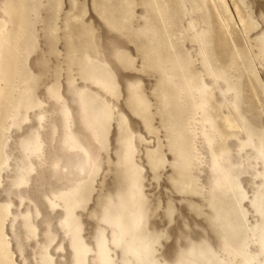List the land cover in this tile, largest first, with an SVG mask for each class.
<instances>
[{
    "label": "rangeland",
    "instance_id": "rangeland-1",
    "mask_svg": "<svg viewBox=\"0 0 264 264\" xmlns=\"http://www.w3.org/2000/svg\"><path fill=\"white\" fill-rule=\"evenodd\" d=\"M0 3V13L3 15H0L2 17L0 18V23L2 25L4 24L3 26H5V38L8 37V39L10 40V42H8L9 40L3 38L5 39V42L0 41V47L2 49V51L0 49V51L2 52H0V66L2 65L1 67L3 68L2 70V68L0 67V74L2 76L3 74L4 76L5 74H7L5 77L3 76L2 81H0V85L2 86H0V142L2 140H6V143L8 144L5 148H3V152L7 151V154L9 155L7 165H1L2 169L0 168V184L4 181V183L0 185V233L8 243V249L10 251V257L13 261V264H45L42 262L43 256L47 257H45L46 260L44 259V261H47L46 263H49V261H51L49 264H55L56 262H58L59 264H97V262L99 264H189V262H191L190 264H192V262L193 264H216L218 260L220 261L217 264H236V262L237 264H247V262L249 264L251 262L253 264H261V262L262 264L264 263V247L256 244V242H254L256 237L251 235V232L257 228L262 220V216L259 212L260 208L255 202V197L261 194L264 198V179L260 173L262 171L263 164L262 161L260 162V160L262 159L260 157V153H258L261 151V148H259L261 146L259 143V137L257 136L261 134L262 130L264 131V0H0ZM5 8L7 10L9 9V11L7 12L11 16H7L8 13L4 16V13L6 12ZM153 8H155L156 10ZM206 9L208 14L205 12ZM22 10L23 12H25L22 13ZM172 10L173 12H171ZM160 11L162 14L160 13ZM19 12H21L23 15H19ZM26 12L27 14L24 15ZM222 12H225L224 16H227L224 17ZM175 13L177 16H175ZM203 13L205 15H203ZM14 14L17 16H15ZM156 14H159V18H157L158 16ZM165 15H167V18L165 17ZM170 15L171 19H174L175 21L169 18ZM200 16L202 17L200 18ZM8 17H11V19H8ZM175 17H178L179 19H175ZM3 18H6V22ZM161 18L164 20L166 18L165 21L170 19L173 24L170 20L169 23H167L168 21L164 23V20L162 21ZM9 20H12L10 21L12 24L9 23ZM16 20L17 23H14L16 22ZM24 20L26 21V23ZM160 21H162V23ZM13 24L15 27H12ZM18 24H20L21 26H19ZM165 24L166 26H164ZM247 24L248 27L246 26ZM172 25L174 26V28ZM9 26L10 28L12 27L11 29L14 28V31L12 30V36H9L12 32L9 31ZM193 27L194 29H192ZM18 28L21 30V33L23 31L25 32H23L22 36L20 33V39L15 35L19 34V32L14 33L18 30ZM160 29L164 30H161L164 35L159 31ZM8 31L9 33H7ZM13 34L15 38H18L19 45L21 42L25 41V38H23V36H28L26 38V41L21 45V47L24 45V48H21L19 45H17V41L14 42L17 39H14ZM183 34H188L186 38L184 35V38L187 39L186 41L184 40V38L182 39ZM191 34L193 37L191 36ZM247 35L249 39L247 38ZM31 36L33 38H31ZM189 36H191L192 39ZM9 37H12L13 39H10ZM29 37L33 40V42L31 39L29 40ZM201 39L204 41H201ZM191 40H193L195 44L192 43L193 41ZM11 41L14 42V45L11 44ZM30 41L31 43H33V47H31L32 44H30ZM8 43L13 47L10 45V49H8ZM178 43H180V46L178 45ZM171 44L173 47L171 46ZM16 45L19 49H22L24 51H21L20 53ZM197 45H199V47L201 45V47L199 48ZM27 46L29 47L26 48ZM174 46L176 50L177 48L179 50L181 49L180 52L179 50L176 51ZM3 48H7V50L5 51ZM169 48H172L173 52H171ZM247 48L249 50H247ZM26 49H28V51ZM200 49H202L201 51L204 53V55L203 53H201V51H199ZM243 49L246 51H244ZM12 50L13 52H16V54L13 52L11 54L10 52ZM29 50L31 52L28 54ZM167 50L171 53L169 54ZM182 50H185V52H182ZM232 50L234 51L232 52ZM243 51L244 56L246 55L245 58H247V60H244ZM23 52H26L27 55ZM239 52L242 53L241 56ZM247 52H250L251 54ZM261 52L263 55L261 54ZM3 53L6 55H4ZM181 53L183 54L181 55ZM7 54L15 62V64L18 60L17 63L20 64V66L18 64H16V66L14 62L9 59ZM14 54L15 58L12 56ZM18 55L19 58H17ZM175 55H177V57ZM230 55L232 58L229 57ZM233 55H239L240 60L237 56L233 58ZM2 56H5L4 58L7 59V62L9 59V62L7 63L5 61H2L4 59ZM164 56H167V60L165 61ZM168 56L170 57L168 58ZM173 56L174 58H176V61H174L175 59H173ZM178 57L180 60L177 61ZM184 58L185 61H181V59L184 60ZM248 58H250L252 62L250 59L249 61ZM233 59H236L235 61L238 64L237 66H234L236 67L237 71L234 70V67L230 70L231 61ZM241 59L244 60L243 62L245 65L239 64L243 63ZM188 60H190L189 63L187 62ZM229 60L230 63L228 64ZM246 61H249L250 63ZM4 62L5 64H8V68L6 67V65L3 67V64L1 63ZM166 62H170L169 64H167L171 67L168 66L167 68ZM205 63L206 65L208 64L209 67L203 65ZM179 64L181 66L187 64L189 65V69L191 74L193 75V79L187 82H189L191 86L195 84L193 90L196 87H200L201 85H203L207 90H215V97L218 99V102L216 103L215 107L209 104L205 105L204 110H206V112L208 111L207 113L204 112V110L203 112L200 110L196 112L195 110L197 109H195L196 107L191 104L192 102L190 101V98L187 99L186 97V101L185 98L183 100L184 103L187 102V106L181 101L178 102V100L176 99V96L178 97V93L180 94L183 90L187 91L189 89L185 77L179 75L180 73H183L182 71H185L178 66ZM226 64L227 66H224ZM219 65L223 66L220 67ZM247 65L251 66V68ZM18 66L21 69H18ZM215 66H217L218 68H223L224 71L227 72H225L224 74L225 76L227 75V80L215 76L217 72L214 71L216 70ZM10 67L12 68L9 69ZM176 68L178 70L176 71L178 74L174 72ZM210 68L213 69V72L212 69L210 71ZM170 69H173L171 70L173 71V73L169 71ZM18 70L21 71L18 72ZM206 71L208 73H206ZM8 75L9 78L7 79ZM173 75L175 76V78L173 77ZM177 75L180 77H178ZM168 77H170V82H167L165 79ZM214 77L216 82L213 81L214 79H211ZM100 78H102L103 80L102 83L100 82ZM201 78L204 83H206V86L203 84ZM93 79H95V81L97 80L98 84L100 82V86L102 85L101 88L104 89H99L98 84ZM220 79L222 80L220 81ZM5 80H7L8 83ZM93 81L95 83H93ZM103 83H108L109 86L108 84ZM94 84L97 85L95 86ZM106 86L108 87V89L110 87V90L105 88ZM173 86L176 87L173 89ZM186 86H188V88ZM177 88L182 91L178 89L179 91L177 92V94H175ZM171 91H174V94H172ZM164 92L165 94H163ZM185 92L183 94H185ZM229 93H231L230 95L233 96L231 97ZM59 94L61 97H59ZM77 94H80L81 97L79 95L78 97ZM161 94L165 95L164 98ZM239 94L241 95L239 96ZM173 95H176L175 98ZM52 98L53 100H51ZM59 98L63 100L61 101V99ZM78 98H81V101H79ZM55 99L57 100L54 101ZM187 100L190 102H188ZM57 101H59L60 103ZM56 102L59 104V107L61 104L60 108L58 107V104H56ZM61 102H63L64 104ZM54 103L57 107L54 105ZM180 103H182L183 105ZM233 103H235V105ZM39 104L42 106H40ZM188 104L189 108L190 105H192L191 107L194 108L193 110L192 108L188 109L190 113L187 110ZM63 105H65L64 108H67L64 109ZM180 105L183 110L180 109ZM52 106L54 109L52 108ZM36 107H38V109ZM40 107H43L44 110L42 108L41 109L44 113L45 111H47V114L45 113L46 115H44ZM48 108L49 110H47ZM61 108H63V110H61ZM36 109L38 111L40 110L43 116H40L39 113L41 112L36 111ZM52 109L54 111H58L54 112ZM178 109L182 111V114L184 113L185 116L183 115V117H189V113L190 117L194 118L196 120V123L198 122V124H214V126L216 127L215 130L220 132L223 137L225 136V147H223V149H221L222 144L219 139L212 138L214 139V141H212L211 139L212 143L210 141L208 145L207 140L204 139L203 136H197L196 141L199 143L196 142L197 144L195 153H197V157L199 156V161L203 164V166L200 163L198 167H195L194 169L193 167H191V169L190 166L186 163L188 162V154L184 149L188 148V140L186 139L187 135L183 130L184 127H181L184 126L185 122L187 120H190L191 118L185 119L181 117L182 114L178 111ZM67 110H69V115L66 112ZM48 111H51L50 116L48 114ZM191 111H195L196 114L194 112L191 113ZM201 112L202 116L200 114ZM27 113L29 114L27 115ZM35 113H38V116L41 118V120L39 121L40 124L38 123V121H36L40 118L36 116ZM198 113L200 116L198 115ZM63 114H65L63 116L65 121L62 120ZM192 114L194 116H198L194 117ZM203 114H205L206 116ZM58 115H61L59 118L61 119V121H57L59 117ZM84 115L87 116L88 119ZM207 115L209 118L207 117ZM45 116L46 119H44ZM27 117L29 119H27ZM37 117L39 119L34 120V118ZM42 117L44 118L42 119ZM54 117L57 119H55ZM170 117L172 120L170 119ZM211 117L213 121L212 119L210 120ZM47 118L49 119L47 120ZM83 118L87 121H85L86 123H90V127L88 126L89 123L86 124ZM224 118H228L232 123L243 126V128H240L239 130L238 137L234 138L233 135L224 134L222 132V130H225L224 128H222ZM21 119L24 120V122H22ZM67 119L74 120L72 122L73 124H70L71 120L68 121ZM49 120H53L54 122H50ZM63 121L65 123L64 126L62 125V128L65 129V124H69L68 127V124H66V131L64 129L62 131L60 129L61 127H59L61 126V124H63ZM12 122L13 124H11ZM58 122H60V124ZM50 123L51 125H49ZM53 124H56L60 130L55 127L56 125L54 126ZM84 124L86 127L83 126ZM38 125L41 126L40 129L38 128ZM48 125L49 129L48 127H46ZM10 126L12 127L11 129ZM50 126L52 128H55L52 130ZM72 126H74V128ZM70 127L71 130H69ZM82 127H84L85 129H82ZM246 127L252 128V130L246 129ZM86 128H89V130L90 128L92 129L88 132ZM67 129L68 131H71L70 133L72 134V136H74V138L71 136V134L68 135L69 132L67 131ZM72 129H77L76 133H74ZM80 129H82L83 131H80ZM253 129L256 130L255 132H257L258 134L254 133ZM207 130L210 132L212 129L210 128L209 130V128H207ZM47 131L51 133L53 131L54 136L58 139L52 137L53 135ZM59 131L61 132L59 133ZM91 131L95 132V136H92L93 133ZM63 132L64 134H62ZM77 132L81 134L78 135ZM209 132L208 134H210ZM249 133H251L249 135L250 137L248 136ZM35 134L38 135V138ZM56 134L61 135H59L58 137ZM65 134L68 137L71 136L72 138L70 137L68 139ZM83 134H86L87 137L89 135V138H85L86 135L84 136ZM253 134H255V136ZM39 135H41V137ZM62 135H65L67 139L64 138L65 136L62 137ZM82 135L84 136L83 138H85L84 140L82 138ZM48 136L52 139L50 140L51 142L48 140ZM76 136L78 142L75 141ZM35 137L37 138V141H39V139L41 138L40 141L42 143L40 141L37 143L38 148H41V150H38L40 151V153L38 154V151L36 152L38 157H41L38 158L36 157V154H31V159L30 157L29 159H27L22 155V153L24 154L23 149L27 147L28 144L33 142L35 143ZM44 137L45 139H42ZM10 138H12L13 140H11ZM19 138L23 140L20 141ZM46 138L50 144H48ZM94 138L96 139L95 142H98L97 144L93 142ZM248 138H250L252 141L250 145L248 143ZM255 138L257 141L255 140ZM33 139H35V141ZM71 139H74V141L72 140V143L77 142L74 143V147L76 149L74 147H71L73 145L72 143L70 144ZM87 139H90L89 144L93 139V144L91 145H93L94 147L87 145ZM7 140H9L10 142ZM43 140L45 141L43 142ZM69 140L70 142H68ZM80 140L83 142H81ZM183 140H185L186 142ZM23 141L25 142V144L23 143L24 145L21 143ZM56 141L59 143H57ZM55 142L60 146H57ZM60 142L64 145L60 144ZM79 142L83 145L80 144V146ZM256 142L258 143V145L256 144ZM19 143L21 145H19ZM41 144L42 146H40ZM244 144L246 146H244ZM54 145L55 148L53 147ZM51 146L52 148H50ZM19 147L22 148V151L20 150V152L18 153ZM42 147L45 149H43ZM58 147H61L62 149L60 148L61 150H59ZM126 147L131 149H128ZM236 147L238 148V150ZM72 148L75 149V151H71L70 149ZM88 148H92V150ZM93 148H96V151ZM199 148H201V150ZM52 149H54L55 152L59 150L60 154L58 151V153H55ZM64 149H66V155H68V152L69 154H74L78 150L76 152L77 154L75 153L76 157L75 154L74 156L71 155V157L69 155L66 156L65 152L63 151ZM86 149L90 151L88 152V150ZM231 149L233 150L231 151ZM210 150L213 151H211V156L209 153ZM42 151H45L43 154L44 157L43 155H41ZM91 151H95L96 154H93ZM237 151H239V154L241 156L240 160L250 158L249 160H251L254 164L253 171L256 176L243 172H239L237 174L235 173V180L238 182V191L241 196H239L238 208L241 209L244 213L245 219L243 218V223L247 229L248 235L246 237L248 238L247 240L246 238L245 240H243L242 238L240 239V236H238L236 241L237 236L233 238L234 236L230 235V232L222 224V220L220 218L218 210H216L218 214L215 211L214 207H216L217 205L216 203H213L214 198L220 193L223 186L218 187V185H216L217 183L214 180L217 181V174L215 172H212V170L208 166V163L211 159L217 158L220 155H223L220 156L219 159L224 163L225 160L228 161V157H231ZM129 152L130 154H128ZM199 152H201V154ZM62 153H64V155ZM213 153L216 156L212 155ZM246 153H248L247 156ZM13 154L16 158L13 157ZM89 155L90 158H88ZM10 156L13 158H11ZM59 156L61 157V159H59ZM92 156L94 159L92 158ZM258 156L260 157V159ZM53 157L55 158V161L57 160L56 162L52 160ZM62 157H64V159H62ZM21 158L25 159L26 162L23 163L24 160ZM95 158H97V161L95 160ZM202 158L203 160H201ZM208 158L210 159L208 160ZM42 159H45L44 161L46 163L44 161L42 162ZM61 160L63 162L62 164ZM207 160L208 162H206ZM53 161L54 163H52ZM40 162L43 165H41ZM41 166L44 170L40 168ZM52 166H54L53 172ZM21 167L22 170H20ZM29 167L31 170L28 169ZM58 168L59 170L60 168H62L61 171H59ZM8 169L10 171L14 170L15 172L11 171V174L10 171L8 172ZM24 169L26 171H24ZM40 169L41 171H39ZM202 169L205 173L202 171ZM57 170L60 172L59 174ZM71 170H76V172L72 171V174ZM66 172H68L70 176H73L75 173L77 174V176L81 175V178H76V176L74 175L73 178H75L73 179L72 177H69ZM18 174H20V176ZM57 174L60 175V178L63 177L60 180L61 182L58 180L60 178L56 179L54 177H58ZM195 174L198 175L199 179L196 178L197 175ZM4 175H6L7 177H5ZM50 175L52 177H50ZM14 177L16 178L14 179ZM20 177L25 182L22 180V182L20 183L17 182L20 181ZM250 177L251 180H248V178ZM186 178L190 179L187 180ZM195 178L196 180H194ZM63 179L65 180V182H67L66 180L69 179V182L66 184ZM72 181H76V184H74V182ZM187 182H189V184ZM39 184H41V186H39ZM13 185H15L16 187ZM17 186L21 188V190L18 188L20 191L17 189ZM189 187L190 190H188ZM24 188L25 190H23ZM39 189L43 192L39 191ZM187 190L190 192H188ZM210 191L212 192V194H216V196L214 195V198ZM39 192L40 195L38 194ZM50 197L52 199L54 198L53 200L56 203L58 202V206L54 201H52ZM211 197L213 200L211 199ZM76 198L79 199V201H77ZM50 199L57 207H55L52 203H49ZM139 199L141 201H139ZM207 199L208 201L211 199V204H209L210 201L208 202ZM20 200H22L21 205ZM62 204L64 206H61ZM127 204L130 205L127 206ZM213 204L216 206H214ZM134 206H136L138 210H136V207L134 209ZM48 207H50V209ZM35 208L38 209L37 212ZM51 208L53 209V212L51 211ZM139 209L141 213H139L140 218L138 215ZM28 210L29 212H27ZM61 210L63 211L61 212ZM141 210L143 211V213L141 212ZM212 210L215 212H213ZM57 212L59 213V215H56ZM19 213L23 214L21 215L22 217ZM63 213H65V223H63L65 220L63 219V221L61 219L63 218ZM122 213L126 215L124 216L122 215ZM213 213L216 216H214ZM34 216L37 219H34ZM56 216L57 218L60 217V219H57ZM126 216H128V218ZM211 216L214 217V219ZM119 219L123 220V223H121L122 221L118 222ZM26 220H28L29 222H26ZM30 222L32 223V225ZM27 223L28 226H32L28 227V230L26 229ZM143 223L146 224L144 225ZM33 224H36V226ZM59 224H62L63 226H59ZM24 225L26 227H24ZM66 225H68V228L65 227ZM33 226H35V228L37 227V231H35L36 234L33 232L35 236L37 235L36 237L34 236V234L31 235L32 232H30V228H33L32 231L35 230ZM65 228L67 229L65 230ZM61 229L65 231V233L63 232L65 235H61L62 232L60 231L59 233L57 232V230ZM131 230H133V232H131ZM68 231H70V234L67 233ZM144 231L145 233H143ZM28 232H30L31 236ZM49 232L50 234H48ZM52 232L55 234L57 233L55 235L56 237L52 238L54 241H52L51 239V237L54 236ZM122 233L123 235H120ZM58 234H60L61 236H59ZM67 234L70 235H68L69 238L67 237ZM132 234H134V236ZM49 235L52 236L49 237ZM227 235H229V238L227 237ZM46 236L48 239L45 238ZM138 236H140V238H138ZM44 238L47 242L49 239H51V242L50 240L48 242L52 243L51 247L50 244L47 243L50 248H46V246H44L45 243H43L42 241L44 240ZM71 238L73 239V241L69 240ZM232 238L235 240L234 242L233 240H230ZM118 239L120 242L118 241ZM145 239L148 241V243ZM229 240L232 245L227 244ZM40 241L41 244L43 243V248L39 243ZM69 242L71 244H69ZM130 242H132L133 244L132 248L131 245H128ZM144 242L147 243L145 244V247ZM140 243L142 245L138 246ZM236 243H238V245ZM248 243L250 247L248 246ZM56 244H59L60 247L59 245L57 247ZM127 246L130 247L128 248ZM133 246H136V249ZM228 246H230V249H228ZM232 246L233 248L240 247L239 249H242V253L244 256L249 257V254L251 256L254 255L253 257H255L257 260L253 259L251 261L245 262L241 260L243 259L241 254L237 255L239 257L235 256L237 258H232L228 254L229 252L235 250L232 249ZM58 248H60V250H58ZM54 250L56 252H53ZM244 250L246 252H244ZM191 252L195 253L192 254ZM248 252H252V254L249 253L247 255L246 253ZM40 253H43L44 255H41ZM202 254H204V256H202ZM34 255L36 257H34ZM39 255L41 256L39 257ZM211 256H213V258ZM38 257V260L41 261V263L37 260ZM51 258L54 261L50 260ZM148 259H151L153 262ZM189 259L192 260L189 261ZM204 259H207L205 260L206 263L204 262ZM211 259L215 260L216 263H213V260ZM233 259L235 262L233 261ZM110 261H112L113 263ZM197 261H199V263Z\"/></svg>",
    "mask_w": 264,
    "mask_h": 264
},
{
    "label": "bare ground",
    "instance_id": "bare-ground-1",
    "mask_svg": "<svg viewBox=\"0 0 264 264\" xmlns=\"http://www.w3.org/2000/svg\"><path fill=\"white\" fill-rule=\"evenodd\" d=\"M6 1H7V0H6ZM163 1H164V0H163ZM186 1H187V0H186ZM191 1H192V0H191ZM214 1H215V0H214ZM233 1H234V0H233ZM168 3H169V2H168ZM183 3H184V2H183ZM194 3H195V2H194ZM201 3H202V2H201ZM203 3H204V2H203ZM218 3H219V2H218ZM0 4H1V3H0ZM38 5H39V4H38ZM196 5H197V3H196ZM153 6H154V5H153ZM199 6H200V5H199ZM155 7H156V6H155ZM168 7H169V6H168ZM196 7H197V6H196ZM196 7H195V8H196ZM215 7H216V6H215ZM170 8H172V7H170ZM185 8H186V6H185ZM5 9H6V8H5ZM5 9H4V10H5ZM24 9H25V8H24ZM153 9H155V8H153ZM153 9H152V10H153ZM201 9H202V8H201ZM201 9H200V10H201ZM213 9H214V8H213ZM2 10H3V9H2ZM155 10H156V9H155ZM155 10H154V11H155ZM169 10H170V9H169ZM184 10H187V9H184ZM216 10H217V9H216ZM7 11H9V9H8V10L6 9V12L4 13V16L7 15V13H8ZM154 11H153V13H154ZM223 11H224V10H223ZM263 11H264V10H263ZM263 11H262V12H263ZM24 12H25V11H24ZM24 12H23V10H22V13H24ZM155 12H156V11H155ZM169 12H170V11H169ZM171 12H173V10H172ZM202 12H203V11H202ZM205 12L207 13V9H206ZM218 12H219V11H218ZM19 13H20V14H19ZM19 13H16V14L23 15L21 12H19ZM160 13H161V11H160ZM176 13H177V12H176ZM176 13H175V16H177ZM200 13H201V11H200ZM224 13H225V12H224ZM224 13L222 12L223 16H224ZM260 13H261V12H260ZM26 14H27V12H26L24 15H26ZM161 14H162V13H161ZM173 14H174V13H173ZM207 14H208V13H207ZM0 15L3 16L1 13H0ZM9 15H10V14L8 13L7 16H9ZM14 15H15V14H14ZM154 15H155V14H154ZM154 15H153V16H154ZM156 15H157V14H156ZM178 15H179V14H178ZM199 15H201V14H199ZM203 15H205V14L203 13ZM203 15H202V16H203ZM216 15H217V14H216ZM1 16H0V18H2ZM10 16H11V15H10ZM15 16H17V15H15ZM27 16H28V15H27ZM157 16H158L157 18H159V14H158ZM160 16H161V15H160ZM163 16H164V15H163ZM163 16H162V17H163ZM166 16H167V15H165V17H166ZM173 16H174V15H173ZM202 16H200V18H201ZM226 16H227V15H226ZM226 16H224V17H226ZM20 17H21V16H20ZM168 17H169V16H168ZM205 17H206V16H205ZM219 17H220V16H219ZM249 17H250V16H249ZM17 18H18V17H17ZM22 18H23V16H22ZM28 18H29V17H28ZM155 18H156V17H155ZM166 18H167V17H166ZM166 18H165V20H166ZM169 18L171 19V15H170ZM169 18H168V19H169ZM176 18H178V17H175V19H176ZM179 18H180V16H179ZM179 18H178V19H179ZM198 18H199V17H198ZM3 19L5 20L6 18H3ZM3 19H2V22H3ZM8 19H11V17H8ZM18 19H19V18H18ZM24 19H26V18H24ZM161 19H162V18H161ZM170 19H169V20H170ZM221 19H222V18H221ZM0 20H1V19H0ZM12 20H13V19H12ZM12 20H9V23H11L10 21H12ZM159 20H160V19H159ZM163 20H164V19H162V21H163ZM165 20H164V23H166L167 21H168L167 23H169V20H167V21H165ZM171 20H174V19H171ZM171 20H170V21H171ZM240 20H241V19H240ZM24 21H25V20H24ZM162 21H160V22L162 23ZM174 21H175V20H174ZM193 21H194V20H193ZM222 21H223V20H222ZM241 21H242V20H241ZM0 22H1V21H0ZM5 22H6V20H5ZM103 22H104V21H103ZM176 22H177V21H176ZM190 22H191V21H190ZM226 22H227V20H226ZM244 22H245V21H244ZM7 23H8V22H7ZM9 23H8V24H9ZM14 23H17V20H16V22H14ZM25 23H26V21H25ZM171 23H172V21H171ZM197 23H198V22H197ZM223 23H224V22H223ZM246 23H247V22H246ZM0 24H1V23H0ZM11 24H12V23H11ZM11 24H10V25H11ZM172 24H173V23H172ZM194 24H195V22H194ZM204 24H205V23H204ZM3 25H4V24H3ZM3 25H2V24L0 25V41L5 42V39H7V40H9V39H8V37L5 38V34H6V33L4 32V30H5V26H3ZM18 25L21 26L20 24H18ZM177 25H179V24H177ZM192 25H193V24H192ZM243 25H245V24H243ZM6 26H7V24H6ZM13 26H14V24L12 25V27H13ZM27 26H28V24H27ZM162 26H163V24H162ZM164 26H166V24H165ZM172 26H173V25H172ZM196 26H197V24H196ZM246 26L248 27V24H247ZM12 27H11V28H12ZM14 27H15V26H14ZM178 27H179V26H178ZM220 27H221V26H220ZM225 27H228V26H225ZM11 28H10V26L8 27V29H10L9 31H12V30L14 31V28H13V29H11ZM24 28H25V27H24ZM173 28H174V26H173ZM197 28H198V27H197ZM223 28H224V27H223ZM245 28H246V27H245ZM249 28H250V25H249ZM26 29H27V27H26ZM169 29H170V28H169ZM180 29H181V28H180ZM189 29H190V27H189ZM192 29H194V27H193ZM225 29H226V28H225ZM23 30H24V29H23ZM161 30L164 31L163 29H160L159 31L161 32ZM248 30H249V29H248ZM6 31H7V30H6ZM9 31H8L7 33H9ZM13 31L10 33L9 36H12ZM20 31H21V30L18 28V30L14 32V33L19 32V34H15L16 37H17V36L19 37V35H20V33H21ZM168 31H169V30H168ZM179 31H180V30H179ZM179 31H178V32H179ZM189 31H191V30H189ZM201 31H202V30H201ZM201 31H199V32H201ZM203 31H204V30H203ZM244 31H245V30H244ZM23 32H24V31H23ZM23 32L21 33V36L23 35ZM224 32H225V31H224ZM226 32H227V31H226ZM24 33H25V32H24ZM31 33H32V31H31ZM161 33H162V32H161ZM161 33H160V34H161ZM189 33H190V32H189ZM193 33H194V32H193ZM227 33H228V32H227ZM26 34H27V32H26ZM162 34L164 35V33H162ZM177 34H178V33H177ZM246 34H247V33H246ZM31 35H32V34H31ZM184 35H185V38H186L188 34H187V35H186V34H183V35H182V36H183L182 39L184 38ZM200 35H201V34H200ZM202 35H203V34H202ZM13 36H14V34H13ZM171 36H172V35H171ZM179 36H180V35H179ZM191 36H192V34H191ZM191 36H189V37L191 38ZM196 36H197V35H196ZM198 36H199V35H198ZM27 37H28V36H27ZM27 37H24V36H23V38H25V41H26V38H27ZM192 37H193V36H192ZM200 37H201V36H200ZM206 37H207V36H206ZM3 38H5V39H3ZM9 38L11 39L12 37H9ZM20 38H21V37H19V39H20ZM31 38H33V37L31 36ZM31 38L29 37V40H30ZM163 38H164V37H163ZM179 38H180V37H179ZM185 38H184V40L186 41L187 39H185ZM202 38H203V37H202ZM247 38H248V35H247ZM2 39H3V40H2ZM12 39H13V38H12ZM14 39H17V40H15L14 42L17 41L16 44L19 45V44H18V43H19L18 38H15V36H14ZM104 39H105V38H104ZM176 39H177V38H176ZM188 39H189V38H188ZM191 39H192V38H191ZM194 39H195V38H194ZM248 39H249V38H248ZM23 40H24V39H23ZM23 40H22V41H23ZM29 40H28V41H29ZM31 40H32V39H31ZM168 40H169V39H168ZM206 40H207V39H206ZM20 41H21V40H20ZM25 41H24V42H25ZM169 41H170V40H169ZM177 41H178V40H177ZM177 41H176V42H177ZM191 41H193V40H191ZM191 41H190V42H191ZM195 41H196V40H195ZM201 41H204V40L201 39ZM201 41H200V42H201ZM8 42H10V40H9ZM11 42H12V41H11ZM14 42H12L11 44H13ZM24 42H21L19 46L21 47L22 43H24ZM32 42H33V40H32ZM179 42H180V40H179ZM6 43H7V41H6ZM28 43H29V42H28ZM28 43H26V44H28ZM181 43H182V41H181ZM192 43H194V41H193ZM204 43H205V42H204ZM0 44H1V42H0ZM11 44L8 43V45H9V46H8V47H9L8 49H10V45H11ZM26 44H25V45H26ZM30 44H32L31 47H33V43H31V41H30ZM194 44H195V43H194ZM6 45H7V44H6ZM13 45H14V44H13ZM17 45H16V47H17ZM176 45H177V44H176ZM178 45L180 46V43H178ZM208 45H209V44H208ZM260 45H261V44H260ZM0 46H1V45H0ZM11 46H12V45H11ZM23 46H24V45H23ZM23 46H22L21 48H24V47H25V46H24V47H23ZM29 46H30V45H29ZM29 46H27L26 48H28ZM171 46H172V44H171ZM197 46L199 47V45H197ZM261 46H262V45H261ZM3 47H4V46H3ZM12 47H13V46H12ZM31 47H30V48H31ZM172 47H173V46H172ZM200 47H201V45H200ZM200 47H199V48H200ZM30 48H29V49H30ZM174 48H175V46H174ZM179 48H180V47H179ZM233 48H234V47H233ZM236 48H237V47H236ZM248 48H249V47H248ZM248 48H247V50L250 49V48H249V49H248ZM0 49H1V47H0ZM3 49H4V48H3ZM11 49H14V48H11ZM17 49H18V51H20V53H21V51H24V50H22V49H19L18 47H17ZM169 49H170V48H169ZM181 49H182V45H181ZM181 49H180V50H181ZM258 49H259V46H258ZM262 49H263V48H262ZM4 50L6 51L7 48L4 49ZM4 50H3V51H4ZM26 50L28 51V49H26ZM31 50H32V49H31ZM170 50H171V52H173L172 48H171ZM175 50H176V48H175ZM178 50H179V49L177 48L176 51H178ZM180 50H179V52H180ZM201 50H202V49H200L199 51H201ZM203 50H204V49H203ZM234 50H236V49H234ZM234 50H232V52H233ZM243 50H244V49H243ZM1 51H2V49H1ZM1 51H0V52H1ZM18 51H17V52H18ZM167 51H168V50H167ZM237 51H238V50H237ZM244 51H246V50H244ZM244 51H243V56H244ZM9 52H10V51H9ZM12 52H13V50H12L10 53L12 54ZM30 52H31V51L29 50L28 54H29ZM168 52H169V51H168ZM171 52H169V54H170ZM179 52H178V54H179ZM182 52H185V50H182ZM235 52H236V51H235ZM1 53H2V52H1ZM1 53H0V55H1ZM4 53H5V52H4ZM4 53H3V54H4ZM10 53H9V54H10ZM13 53L16 54V52H13ZM18 53H19V52H18ZM20 53H19V54H20ZM23 53H24V52H23ZM25 53H26V52H25ZM25 53H24V54H25ZM165 53H167V52H165ZM176 53H177V52H176ZM199 53H200V52H199ZM201 53H203V52L201 51ZM239 53H240V56H241L242 53H241V52H239ZM247 53L251 54L250 52H247ZM258 53H259V52H258ZM15 54L12 55V56L14 57ZM169 54H168V55H169ZM182 54H183V53H181V55H182ZM231 54H232V53H231ZM261 54H262V52H261ZM261 54H260V55H261ZM263 54H264V50H263ZM263 54H262V55H263ZM4 55H6V54H4ZM7 55H8V54H7ZM22 55H23V54H22ZM26 55H27V53H26ZM163 55H164V54H163ZM163 55H162V56H163ZM165 55H166V54H165ZM185 55H186V54H185ZM188 55H189V54H188ZM200 55H201V54H200ZM203 55H204V53H203ZM20 56H21V55H20ZM23 56H24V55H23ZM170 56H171V55H170ZM170 56H168V58H169ZM175 56L177 57V55H175ZM186 56H187V55H186ZM235 56H237V55H235ZM235 56L233 55V58H234ZM240 56H239V55L237 56V57L239 58V60H240ZM248 56H249V55H248ZM2 57H3V56H2ZM4 57H5V56H4ZM4 57H3V58H4ZM8 57H9V55H8ZM13 57H12V58H13ZM21 57H22V56H21ZM164 57H165V56H164ZM164 57H163V58H164ZM166 57H167V56H166ZM166 57H165V58H166ZM179 57H183V56H179ZM179 57H178L177 61L180 60ZM229 57H231V55H230ZM245 57H246V55L244 56V60H245V59L247 60V58H245ZM3 58H2V59H3ZM14 58H15V57H14ZM17 58H19V55H18ZM23 58H24V57H23ZM26 58H28V57H26ZM165 58H164V61L167 60V58H166V59H165ZM200 58H202V57H200ZM231 58H232V57H231ZM4 59H5V60H4ZM4 59H3L2 61L7 62V61H6L7 59H6V58H4ZM9 59H11V58L9 57ZM9 59H8V62H9ZM21 59H22V58H21ZM173 59H175L174 61H176V58H174V56H173ZM229 59H230V58H229ZM249 59H250V58H248V60H249ZM0 60H1V58H0ZM14 60H15V59H14ZM22 60H23V59H22ZM22 60H21V62H22ZM24 60H25V59H24ZM27 60H28V59H27ZM186 60H187V59H186ZM207 60H208V59H207ZM211 60H212V59H211ZM235 60H236V59H233V60L231 61V66L229 65V66H230V70H231L234 66H237V65H238L237 62H236ZM239 60H238V61H239ZM241 60H242V62L244 61L243 59H241ZM250 60H251V59H250ZM250 60H249V61H250ZM11 61H13V60L11 59ZM11 61H10V62H11ZM15 61H16V60H15ZM17 61H18V60H17ZM17 61H16V64H18ZM171 61H172V60H171ZM171 61H170V62H171ZM174 61H173V62H174ZM181 61H185V58H184V60L181 59ZM249 61H246V62H249ZM5 62H4V63H1V64H3V67H4L5 65H6V67L8 66V64H7L8 62H7L6 64H5ZM13 62H14V61H13ZM170 62H166V65H167V66H166L165 64H164V65L168 68V66H170V65H168ZM173 62H172V63H173ZM179 62H180V61H179ZM187 62L189 63L190 60H188ZM216 62H217V61H216ZM251 62H252V60H251ZM11 63H12V62H11ZM19 63H20V62H19ZM85 63H86V62H85ZM167 63H168V64H167ZM229 63H230V60L228 61V64H229ZM249 63H250V62H249ZM249 63H247V64H249ZM9 64H10V63H9ZM12 64H13V63H12ZM14 64H15V62H14ZM16 64H15V65H16ZM27 64H28V63H27ZM27 64H26V65H27ZM239 64H241V65H245L244 62H243V63H239ZM18 65L20 66V64H18ZM153 65H154V64H153ZM156 65H157V64H156ZM203 65H206V63L203 64ZM207 65H208V64H207ZM207 65H206V67H209V65H208V66H207ZM215 65H216V64H215ZM1 66H2V65H1ZM1 66H0V67H1ZM16 66H17V65H16ZM16 66H15V68H16ZM19 66H18V67H19ZM178 66L181 67L182 70H185V71H182V70L180 69L183 73H180L179 75L185 77V79H186V83H188V86H189V89H188L187 91L185 90L186 92H185L184 90H183V91L180 90L179 88H177L176 91L174 90V91L176 92L175 94H177V92H178L179 90L182 91V93H180V94L178 93V97L175 95V96H176V99L178 100V102L181 101L183 104H186V106H187V102L184 103L183 100H184V98H185V101H186V97H187V99L190 98V99H191L190 101L192 102L191 104H193V105L196 107L195 109H197V110H195L196 112H198V110H200V111L203 112V110L205 109L204 106H205V105H208V104H209V105H212L213 107H215V106H216V103L218 102V99L215 97V92H214L215 90H214V91H213V89H212V90H207L203 85H201L200 87H196V88L193 90V88L195 87V86H194L195 84H193V85L191 86L190 83L187 82V81L193 79V78H192L193 75H192L191 72H190L189 65L187 64V65H184V66L182 65V66H181V65L179 64ZM219 66L222 67L223 65H222V66L219 65ZM224 66H227V64L224 65ZM229 66H228V67H229ZM239 66H240V65H239ZM247 66H249V65H247ZM170 67H171V66H170ZM170 67H169V68H170ZM174 67H176V66H174ZM201 67H202V64H201ZM215 67H216V70H214V71H217L215 76L218 77V78H223L224 80H227V75H226V76L224 75L226 71H224L223 68H218L217 66H215ZM249 67L251 68V66H249ZM249 67H248V69H249ZM1 68H2V67H1ZM1 68H0V69H1ZM7 68H8V67H7ZM7 68H6V70H7ZM11 68H12V67H10L9 69H11ZM13 68H14V67H13ZM163 68H164V66H163ZM18 69H21V68L19 67ZM23 69H24V68H23ZM173 69H174V68H173ZM173 69H170L169 71H171V70H173ZM211 69H212V68H210V71H211ZM228 69H229V68H228ZM2 70H3V68H2ZM204 70H205V68H204ZM234 70H236V67H234ZM250 70H251V69H250ZM4 71H5V70H4ZM19 71H21V70H18V72H19ZM176 71H178L177 68H176V70H175L174 72H176ZM181 71H180V72H181ZM236 71H237V70H236ZM8 72H9V70H8ZM99 72H100V71H99ZM171 72L173 73V71H171ZM171 72H170V73H171ZM185 72H186V73H185ZM212 72H213V69H212ZM228 72H229V71H228ZM232 72H233V70H232ZM251 72H252V71H251ZM3 73H4V72H3ZM3 73H2V74H3ZM5 73H6V72H5ZM10 73H11V72H10ZM12 73H14V72H12ZM176 73H177V72H176ZM202 73H203V72H202ZM206 73H208V72L206 71ZM226 73H227V72H226ZM8 74H9V73H8ZM108 74H109V73H108ZM177 74H178V73H177ZM214 74H215V72H214ZM214 74H213V76H214ZM6 75H7V74H5V76H6ZM116 75H117V74H116ZM166 75H168V74H166ZM174 75H175V74H174ZM174 75H173V77L175 78L176 75H175V76H174ZM228 75H229V74H228ZM3 76H4V74H3ZM3 76L0 74V81H2ZM5 76H4V77H5ZM177 76H178V75H177ZM180 76H178V77H180ZM221 76H222V77H221ZM211 77H212V76H211ZM8 78H9V75L7 76V79H8ZM95 78H96V77H95ZM91 79H92V78H91ZM97 79H98V78H97ZM100 79L102 80V78H100ZM165 79H166L167 82H170V77L165 78ZM180 79H181V78H180ZM208 79H209V78H208ZM211 79H212V80L214 79L213 81H215V77H214V78H211ZM211 79H210V81H211ZM93 80L95 81V79H93ZM101 80H100V82L102 83L103 80H102V81H101ZM201 80H202V78H201ZM218 80H219V79H218ZM221 80H222V79H220V81H221ZM5 81H7V80H5ZM43 81H44V80H43ZM94 81H93V83H95V82L97 83V80H96L95 82H94ZM104 81H106V80H104ZM107 81H108V80H107ZM113 81H114V80H113ZM173 81H175V80H173ZM3 82H4V81H3ZM3 82H2V83H3ZM90 82H91V81H90ZM100 82H99V84L97 83L98 86H99V89H104V88H101L102 85L100 86V84H101ZM202 82H203L204 85L206 84V83H204L203 80H202ZM215 82H216V81H215ZM4 83H5V82H4ZM7 83H8V81H7ZM93 83H92V84H93ZM111 83H112V82H111ZM180 83H181V82H180ZM183 83H184V82H183ZM210 83H211V82H210ZM210 83H209V84H210ZM97 84H96V85H97ZM103 84H108V83H103ZM163 84H164V83H163ZM207 84H208V83H207ZM3 85H5V84H3ZM94 85H95V84H94ZM96 85H95V86H96ZM172 85H173V84H172ZM210 85H211V84H210ZM231 85H232V84H231ZM231 85H230V86H231ZM0 86H1V85H0ZM55 86H56V85H55ZM98 86H97V87H98ZM104 86H105V85H104ZM108 86H109V84H108ZM188 86H186V87L188 88ZM205 86H206V85H205ZM208 86H209V85H208ZM211 86H212V85H211ZM234 86H235V85H234ZM1 87H2V86H1ZM57 87H59V86H57ZM163 87H164V86H163ZM175 87H176V86H173V89H174ZM177 87H178V86H177ZM218 87H219V86H218ZM23 88H24V87H23ZM23 88H22V89H23ZM105 88L108 89L107 86H106ZM166 88H167V87H166ZM220 88H221V87H220ZM178 89H179V90H178ZM181 89H182V88H181ZM210 89H211V88H210ZM218 89H219V88H218ZM108 90H110V87H109ZM169 90H170V89H169ZM220 90H221V89H220ZM222 90H223V89H222ZM1 91H2V90H1ZM103 91H104V90H103ZM174 91H173V92H174ZM216 91H217V89H216ZM229 91H230V90H229ZM109 92H110V91H109ZM109 92H108V93H109ZM167 92H168V91H167ZM171 92H172V91H171ZM173 92H172V94H174ZM184 92H185V94H183ZM221 92H222V91H221ZM227 93H228V91H227ZM232 93H233V92H232ZM48 94H49V93H48ZM163 94H165V92H164ZM163 94H161V95H163ZM230 94H231V93H229V95H230ZM41 95H42V94H41ZM78 95L80 96V94H77V96H78ZM92 95H93V94H92ZM240 95H241V94H239V96H240ZM254 95H255V94H254ZM79 96H78V97H79ZM109 96H110V95H109ZM164 96H165V95H163V98H164ZM173 96H174V95H173ZM175 96H174V98H175ZM225 96H226V95H225ZM230 96L232 97L233 95H230ZM51 97H52V96H51ZM59 97H61L60 94H59ZM80 97H81V96H80ZM112 97H113V96H112ZM234 97H235V96H234ZM169 98H170V97H169ZM169 98H168V99H169ZM228 98H229V97H228ZM237 98H238V97H237ZM6 99H7V98H6ZM49 99H50V95H49ZM59 99H61V98H59ZM78 99H79V98H78ZM161 99H162V98H161ZM219 99H220V98H219ZM51 100H53V98H52ZM56 100H57V99H55L54 101H56ZM62 100H63V99H61V101H62ZM105 100H106V99H105ZM162 100H163V99H162ZM169 100H170V99H169ZM225 100H226V98H225ZM257 100H258V99H257ZM5 101H6V100H5ZM77 101H78V100H77ZM79 101H81V98L79 99ZM187 101H188V100H187ZM190 101H188V102H190ZM57 102H59V101H57ZM57 102H56V104H58ZM69 102H70V101H69ZM257 102H258V101H257ZM6 103H7V102H6ZM59 103H60V102H59ZM61 103H63V102H61ZM182 103H180V104H182ZM219 103H220V102H219ZM226 103H227V102H226ZM239 103H240V102H239ZM239 103H238V104H239ZM24 104H25V103H24ZM52 104H53V102H52ZM63 104H64V103H63ZM82 104H83V103H82ZM183 104H182V105H183ZM233 104L235 105V103H233ZM39 105H40V104H39ZM54 105H55V103H54ZM71 105H72V104H71ZM175 105H176V103H175ZM178 105H179V103H178ZM0 106H1V105H0ZM36 106H37V105H36ZM40 106H42V105H40ZM55 106H56V105H55ZM64 106H65V105H63V108H64ZM82 106H83V105H82ZM191 106H192V105H190V108H189V104H188L187 110H188V109H191V108H192V110H193L194 108L191 107ZM56 107H57V106H56ZM58 107H59V104H58ZM60 107H61V104H60ZM60 107H59V108H60ZM179 107H180V109H182V108H181V105H180ZM237 107H238V105H237ZM32 108H33V107H32ZM32 108H31V109H32ZM36 108L38 109V107H36ZM41 108L43 109V107H40V109H41ZM44 108H47V107H44ZM52 108H53V106H52ZM59 108H55V109H59ZM63 108H61V110H63ZM65 108H67V107H65ZM65 108H64V109H65ZM84 108H85V107H84ZM177 108H178V107H177ZM184 108H185V107H184ZM31 109H29V110H31ZM33 109H34V108H33ZM37 109H36V111H38ZM42 109H41V110H42ZM53 109H54V108H53ZM53 109H52V110H53ZM85 109H86V108H85ZM43 110H44V109H43ZM43 110H42V112H43ZM47 110H49V108H48ZM61 110H60V111H61ZM182 110H183V109H182ZM39 111H40V110H39ZM39 111H38V112H39ZM53 111H54V110H53ZM56 111H58V110H56ZM56 111H54V112H56ZM178 111H179L180 113L182 112V111L179 110V109H178ZM188 111H189V110H188ZM188 111H187V112H188ZM195 111H191V113H193V112L195 113ZM40 112H41V111H40ZM42 112L39 113L40 116L42 115ZM50 112H51V111H48L49 116H50V114H51ZM63 112H64V111H63ZM66 112H67L68 115H69V110H67ZM179 112H178V114H179ZM183 112H185V111H183ZM202 112L200 113L201 116H202ZM204 112H206V110H204ZM207 112H208V111H207ZM207 112H206V113H207ZM21 113H22V112H21ZM43 113H44V112H43ZM45 113L47 114V111H45ZM45 113H44V115H46ZM64 113H65V112H64ZM189 113H190V111H189ZM189 113H188V116H189V117H186V118L183 117L184 113H183V114L181 113V114H182L181 117H183V118H185V119H187V118H191L190 115H189ZM16 114H18V113H16ZM28 114H29V113H27V115H28ZM35 114H36V116L39 115L38 113H35ZM52 114H53V113H52ZM57 114H60V113H57ZM57 114H56V115H57ZM186 114H187V113H186ZM195 114H196V113H195ZM30 115H31V114H30ZM56 115H55V116H56ZM64 115H65V114L62 115V118H63ZM192 115H193V114H192ZM198 115H199V113H198ZM198 115H195V116H198ZM203 115H205V114H203ZM21 116H22V115H21ZM32 116H33V115H32ZM36 116H35V117H36ZM42 116H43V115H42ZM53 116H54V115H53ZM58 116H59V115H58ZM60 116H61V115H60ZM60 116L58 117V119L55 118V117H54V118L57 119V121H58V120L61 121V119H59ZM66 116H67V115H66ZM66 116H65V119H66ZM84 116H85V115H84ZM184 116H185V115H184ZM186 116H187V115H186ZM193 116H194V115H193ZM195 116H194V117H195ZM199 116H200V115H199ZM205 116H206V115H205ZM25 117H26V116H25ZM38 117H39V116H38ZM38 117H37V118H34V120L40 118V117H39V118H38ZM70 117H71V116H70ZM70 117H69V118H70ZM85 117H87V116H85ZM203 117H204V116H203ZM207 117H208V115H207ZM9 118H10V116H9ZM20 118H21V117H20ZM30 118H31V117H30ZM43 118H44V117H42V119H43ZM49 118H51V117H49ZM49 118H47V120H48ZM67 118H68V117H67ZM71 118H72V117H71ZM173 118H174V117H173ZM183 118H182V120H183ZM205 118H206V117H205ZM208 118H209V117H208ZM222 118H223V117H222ZM27 119H29V118L27 117ZM44 119H46V116H45ZM52 119H53V117H52ZM55 119H54V120H55ZM85 119H86V118H85ZM87 119H88V117H87ZM164 119H165V118H164ZM170 119H171V117H170ZM180 119H181V118H180ZM193 119H194V118H191L190 120H187V121L185 122L184 126H182L181 128L184 127L183 130H184V132L186 133V135H187L186 139L188 140V141H187V143H188V148H187V149H184V150L187 152V154H188V162H186V161H185V162L190 166V168L193 167V169H194L195 167H198V165L201 163V162L199 161V158H198L199 156L197 157V155H196L197 153H195L196 144L199 143V142L196 141V140H197V136H198V137H199V136H203L204 139L207 140L208 145H209V143H210V141H211L212 138H217V139H219V141H220L221 144H222L221 149H223V147H225V146H224V145H225V138H224L225 136L223 137L222 134H221L220 132H218V131L215 130L216 127L214 126V124H211V125H208V124H207L208 126H207V125H204L203 123L198 124V122L196 123V120H195V119L193 120ZM198 119H199V118H198ZM198 119H197V120H198ZM211 119H212V117L210 118V120H211ZM245 119H246V118H245ZM21 120H22V119H21ZM40 120H41V118H40L39 120H36V121H38V123H39ZM62 120H64V118H63ZM67 120H68V119H67ZM70 120H71V121H70ZM83 120H84V118H83ZM171 120H172V119H171ZM175 120H176V119H175ZM201 120H202V119H201ZM28 121H30V120H28ZM31 121H32V120H31ZM36 121H35V122H36ZM42 121H43V120H42ZM44 121H45V120H44ZM49 121H50V120H49ZM51 121H53V120H51ZM51 121H50V122H51ZM64 121H65V120H64ZM64 121H63V124H61V126H59V127H61L60 129H61L62 131H63V129H64V128H62V127L64 126V123H65ZM68 121L71 122L70 124H73L72 122H73L74 120L69 119ZM68 121H67V122H68ZM85 121H86V120H84V122H85ZM184 121H185V120H184ZM194 121H195V122H194ZM198 121H199V120H198ZM212 121H213V119H212ZM10 122H11V121H10ZM22 122H24V120H22ZM25 122H27V121H25ZM47 122H48V121H47ZM47 122H46V124H47ZM53 122H54V121H53ZM86 122H87V121H86ZM86 122H85V123H86ZM177 122H178V121H177ZM200 122H202V121H200ZM203 122H205V121H203ZM214 122H215V121H214ZM15 123H16V122H15ZM15 123H14V124H15ZM38 123H37V124H38ZM41 123H42V122H41ZM43 123H45V122H43ZM58 123L60 124V122H58ZM88 123H89V122H88ZM88 123H86V124H88ZM175 123H176V122H175ZM11 124H13V122H12ZM31 124H32V123H31ZM39 124H40V123H39ZM66 124H68V123H66ZM66 124H65V129H66ZM24 125H25V124H24ZM49 125H51V123H50ZM49 125L46 126V127H48V129H49ZM53 125L55 126L56 124H53ZM62 125H63V126H62ZM81 125H82V124H81ZM89 125H90V123L88 124V126H89ZM222 125H223L222 128L225 129V130H222V132H223L224 134L233 135L234 138H235V137H238L240 128H243L242 125H238V124L232 123L228 118H224V120H223V124H222ZM54 126H53V127H54ZM68 126H69V124L67 125V127H68ZM74 126H75V125H74ZM74 126H72V127L74 128ZM83 126L86 127L85 124H84ZM91 126H92V125H91ZM180 126H181V125H180ZM24 127H25V126H24ZM40 127H41V126L38 125V128H39V129H40ZM44 127H45V126H44ZM44 127H43V128H44ZM46 127H45V128H46ZM55 127H57V125H56ZM55 127H54V128H55ZM78 127H79V126H78ZM78 127H77V128H78ZM84 127H82V129H83ZM89 127H90V126H89ZM218 127H219V126H218ZM11 128H12V127L10 126V129H11ZM36 128H37V127H36ZM50 128H52V127L50 126ZM54 128H52V130H53ZM57 128H58V127H57ZM181 128H180V129H181ZM207 128H209V130H210V128H211L212 130L209 132V131L207 130ZM4 129H5V128H4ZM18 129H19V128H18ZM41 129H42V128H41ZM58 129H59V128H58ZM58 129H57V130H58ZM60 129H59V130H60ZM65 129H64V130H65ZM68 129H69V128H68ZM68 129H67V131H68ZM78 129H79V128H78ZM82 129H80V131H83ZM84 129H85V128H84ZM86 129H87L88 132H89L92 128H90V130H89V128H86ZM175 129H176V128H175ZM246 129H250V130H252V128H247V127H246ZM42 130H43V129H42ZM45 130H46V129H45ZM69 130H71V127H70ZM72 130L74 131V133H76V130H77V129H76V130L72 129ZM7 131H8V130H7ZM9 131H10V130H9ZM55 131H56V130H55ZM65 131H66V130H65ZM65 131H64V132H65ZM224 131H225V132H224ZM255 131H256V130L253 129V132L256 133V134H258V133L255 132ZM262 131H263V130H262ZM262 131H261V134H259V135H257V136L259 137V141H260L259 143H260V146H261V147H259V148H261V151L258 152V153H260V157H261V159H262V160H260V162L262 161V164H263L262 171H261L260 173H261V176H263V179H264V133H263L264 131H263V132H262ZM47 132H49V131H47ZM60 132H61V131H59V133H60ZM64 132H63L62 134H64ZM68 132H69L68 135H70V134H71V133H70L71 131H68ZM68 132H67V133H68ZM91 132H92V131H91ZM91 132H90V133H91ZM208 132H209L210 134H211V132H212V134L210 135V134H208ZM245 132H246V131H245ZM259 132H260V130H259ZM38 133H39V132H38ZM42 133H43V131H42ZM49 133L53 135V136H52V135H50V136L55 137L54 134H53V131H52V133H51V132H49ZM54 133H55V132H54ZM67 133H66V134H67ZM72 133H73V132H72ZM92 133H93L92 136H95V135H94L95 132H92ZM9 134H10V132H9ZM33 134H34V133H33ZM33 134H32V135H33ZM36 134H37V133H36ZM36 134H35V135H36ZM40 134H41V133H40ZM47 134H48V133H47ZM57 134H58V133H57ZM57 134H56V135H57ZM66 134H65V135H66ZM77 134L80 135L81 133H78V132H77ZM77 134H75V135H77ZM250 134H251V133H249L248 136H249ZM35 135H34V136H35ZM41 135H42V134H41ZM41 135H39V136L41 137ZM59 135H61V134H59ZM59 135H57V136L59 137ZM65 135H64V136H65ZM83 135L85 136L86 134H83ZM83 135H82V138L84 137ZM253 135L255 136V134H253ZM37 136H38V135H36V137H37ZM44 136H45V135H44ZM64 136L62 135V137H64ZM66 136H67V135H66ZM66 136H65L64 138L67 139L68 136H67V137H66ZM71 136H72V134H71ZM71 136H70V137H71ZM20 137H21V136H20ZM36 137H35V138H36ZM40 137H39V138H40ZM42 137H43V136H42ZM48 137H49V136H48ZM70 137H68V139H69ZM72 137L74 138V136H72ZM72 137H71V138H72ZM78 137H80V136H78ZM178 137H179V136H178ZM249 137H250V136H249ZM37 138H38V137H37ZM37 138H36V141H37ZM55 138H57V137H55ZM82 138H81V139H82ZM85 138H89V135H88V137H87V135H86ZM85 138H83V140H84ZM182 138H183V137H182ZM256 138H257V137H256ZM256 138H255V140H256ZM10 139L13 140L12 138H10ZM26 139H27V137H26ZM40 139H41V138H40ZM40 139H39V141H40ZM42 139H45V137L42 138ZM57 139H58V138H57ZM75 139H76L75 141H77V136H76ZM78 139H79V138H78ZM198 139H199V138H198ZM19 140L22 141L23 139H20V138H19ZM24 140H25V139H24ZM30 140H32V139H30ZM33 140L35 141V139H33ZM46 140H47V138H46ZM48 140L50 141V140H52V139L49 137ZM48 140H47V142H48ZM60 140H61V138H60ZM63 140H64V139H63ZM63 140H62V141H63ZM72 140L74 141V139H71V142H70V140H69L68 142H70V144H71V143L73 142ZM89 140H90V139H87V140H86V141H88V144H87V145H89V146H93V145H91V144H93V143H92L93 139L91 140V143H90V144H89ZM95 140H96V139L94 138V141H93V142L97 144L98 142H95ZM255 140H254V141H255ZM7 141H9V140H7ZM27 141H28V140H27ZM36 141H35V143L32 141L33 143L28 144V146L25 147V148L23 149V150H24V151H23L24 154L22 153L23 157L29 159V157L31 156V154H32V155H33V154H36V152H37L38 150H41V148H40V149L38 148V144H37L39 141H37V142H36ZM44 141H45V140H43V142H44ZM57 141H58V140H57ZM57 141H56V142H57ZM62 141H61V142H62ZM66 141H67V140H66ZM66 141H65V142H66ZM80 141H81V140H80ZM97 141H98V140H97ZM128 141H129V140H128ZM183 141H185V140H183ZM199 141H200V140H199ZM203 141H204V140H203ZM212 141H214V139H212ZM212 141H211V143H212ZM215 141H216V140H215ZM256 141H257V140H256ZM9 142H10V141H9ZM18 142H19V141H18ZM40 142H41V141H40ZM50 142H51V141H50ZM53 142H54V140H53ZM53 142H52V143H53ZM56 142H55V143H56ZM61 142H60V144H62ZM68 142H67V143H68ZM77 142H78V141H77ZM77 142H74V143H77ZM81 142H83V141H81ZM185 142H186V141H185ZM196 142H197V143H196ZM14 143H15V142H14ZM21 143H22V144H23V143L25 144L24 141L21 142ZM41 143H42V142H41ZM52 143H51V145H52ZM57 143H59V142H57ZM57 143H56V144H57ZM67 143H65V144H67ZM74 143H72V144H73L72 146H71L70 144H69V145H70L71 147H74V146H75ZM187 143H186V144H187ZM200 143H201V142H200ZM248 143H249V145H250V143H252V141H251L250 138H248ZM7 144H8V143H6V140H4V141L2 140V141L0 142V153H1V154H0V168H1V169H2V166H1V165H4V164L7 165V160H8V156H9V155L7 154V151H4V152H3V148H5V147L7 146ZM9 144H10V143H9ZM24 144H23V145H24ZM44 144H46V143H44ZM48 144H50V143L48 142ZM80 144H81V143L79 142V145H80ZM221 144H220V145H221ZM256 144L258 145L257 142H256ZM19 145H21V144L19 143ZM62 145H64V144H62ZM69 145H68V146H69ZM81 145H83V144H81ZM81 145H80V146H81ZM126 145H127V144H126ZM210 145H211V144H210ZM214 145H215V144H214ZM214 145H213V146H214ZM220 145H219V146H220ZM257 145H256V146H257ZM40 146H42V144H41ZM40 146H39V147H40ZM44 146H46V145H44ZM48 146H49V145H48ZM57 146H60V145L57 144ZM76 146H77V145H76ZM80 146H79V147H80ZM185 146H186V145H185ZM198 146H199V144H198ZM198 146H197V147H198ZM203 146H204V145H203ZM219 146H218V147H219ZM231 146H232V145H231ZM240 146H241V145H240ZM240 146H239V147H240ZM244 146H246V145L244 144ZM256 146H255V147H256ZM21 147H22V146H21ZM21 147L18 148V149H19V150H18V153H19L20 150L23 148V147H22V148H21ZM53 147L55 148V145H54ZM66 147H67V146H66ZM66 147H64V148H66ZM71 147H70V148H71ZM87 147H88V146H87ZM87 147H86V148H87ZM93 147H94V146H93ZM98 147H99V145H98ZM129 147H130V146H129ZM206 147H207V146H206ZM206 147H205V148H206ZM214 147H215V146H214ZM218 147H217V148H218ZM232 147H233V146H232ZM255 147H254V148H255ZM42 148H43V147H42ZM50 148H52V146H51ZM58 148H59V147H58ZM60 148H61V147H60ZM60 148H59V150L62 149V148H61V149H60ZM74 148H75V147H74ZM82 148H83V146H82ZM126 148H128V147H126ZM201 148H202V147H201ZM201 148H199V149L201 150ZM211 148H213V147H211ZM236 148H237V147H236ZM259 148H258V149H259ZM8 149H10V148H8ZM13 149H15V148H13ZM43 149H45V148H43ZM56 149H57V148H56ZM75 149H76V148H75ZM75 149L72 148V149H70V150H71V151H72V150L75 151ZM84 149H85V146H84ZM88 149H91V150H92V148H88ZM88 149H86V150H88ZM93 149L95 150L96 148H93ZM128 149H131V148H128ZM202 149H203V148H202ZM219 149H220V148H219ZM221 149H220V150H221ZM224 149H225V148H224ZM251 149H252V148H251ZM251 149H249V150H251ZM258 149H257V150H258ZM4 150H6V149H4ZM11 150H12V149H11ZM52 150H54V149H52ZM52 150H51V151H52ZM59 150H57V151L59 152ZM65 150H66V149H64L63 151L65 152ZM67 150H68V149H67ZM179 150H180V149H179ZM220 150H219V151H220ZM232 150H233V149H231V151H232ZM237 150H238V148H237ZM239 150H240V149H239ZM12 151H13V150H12ZM21 151H22V150H21ZM48 151H50V150H48ZM57 151L55 152V150H54L55 153H58ZM68 151H69V150H68ZM77 151H78V150H77ZM77 151H76V152H77ZM89 151H90V150H88V152H89ZM95 151H96V150H95ZM95 151H93V152L91 151V152H92L93 154H94V153L96 154ZM129 151H130V150H129ZM211 151H212V150H210V152H209V153H210V156H211ZM252 151H254V150H252ZM8 152H9V151H8ZM14 152H15V151H14ZM42 152H43V151H42ZM42 152H41V155H43L45 151H44L43 153H42ZM76 152H75V153H76ZM79 152H80V150H79ZM124 152H125V151H124ZM124 152H123V153H124ZM130 152H131V151H130ZM130 152H129L128 154H130ZM196 152H197V150H196ZM212 152H213V151H212ZM215 152H216V150H215ZM215 152H214V153H215ZM223 152H224V151H223ZM227 152H228V151H227ZM227 152H226V153H227ZM16 153H17V152H16ZM37 153L39 154L40 151H38ZM52 153H53V152H52ZM75 153H74V154H75ZM125 153H126V152H125ZM155 153H156V152H155ZM199 153L201 154V152H199ZM214 153H213L212 155H214ZM226 153H225V154H226ZM240 153H241V152H240ZM248 153H249V152H248ZM248 153H246V156H247ZM4 154H6V155H4ZM48 154H49V152H48ZM50 154H51V152H50ZM59 154H60V152H59ZM62 154L64 155V153H62ZM66 154H67V153L65 152V155H66ZM74 154H69V152H68V155H69L70 157H71V155L74 156ZM76 154H77V153H76ZM76 154H75V157H76ZM80 154H82V153H80ZM89 154H90V153H89ZM15 155H16V154H15ZM22 155H21V156H22ZM36 155H37V154H36ZM56 155H57V154H56ZM68 155H66V156H68ZM132 155H133V154H132ZM154 155H155V154H154ZM227 155H228V154H227ZM39 156H40V155H39ZM52 156H53V155H52ZM52 156H51V157H52ZM73 156H72V157H73ZM94 156H95V155H94ZM200 156H201V155H200ZM214 156H216V155H214ZM220 156H223V155H220ZM220 156L217 157L218 159H217V158H213V159H211V160L209 161V163H208V166H209V168L212 170V172H215V173L217 174V178H216L217 181L214 180V181L217 183L216 185H218V187L223 186L222 189H221V191H220V193H219L217 196H216V194H212V192L210 191V193L213 195V198L216 196V197L214 198V202H213V201H212V202H213L214 204L216 203L217 206L213 204L214 206H216V207H214V208H215V211L218 210V212H219V214H220V218H221V220H222V224H223L224 227L227 228V230L230 232V235H231V236H234L233 238H235V236H237V237H236V241H237L238 236H240V239L242 238L243 240H245V238H246L248 235H247V229H246V227L244 226V223H243L244 213H243V211H242L241 209L238 208V200H239L240 193H239V191H238V188H239V187H238V182L235 180V173L237 174V173H239V172H243V173H249L250 175H255V173H254V171H253V169H254V164H253V162H252L251 160H249L250 158H249V159H248V158H245L244 160H240V157H241V156H240V154H239V151H237V152H236L235 154H233L231 157H228L229 159L226 157V158L228 159V161L225 160V158H224V160H225L224 163H223L222 160L219 159ZM224 156H225V155H224ZM10 157H11V156H10ZM10 157H9V158H10ZM13 157H14V154H13ZM13 157H11V158H13ZM19 157H20V155H19ZM32 157H33V156H32ZM36 157H38V155H37ZM40 157H41V156H40ZM40 157H38V158H40ZM43 157H44V155H43ZM48 157H49V155H48ZM55 157H56V156H55ZM59 157H60V156H59ZM78 157H79V156H78ZM242 157H244V156H242ZM258 157H259V156H258ZM258 157H257V158H258ZM260 157H259V159H260ZM14 158H16V157H14ZM68 158H69V157H68ZM88 158H90V155H89ZM92 158H93V156H92ZM203 158H204V157H203ZM203 158H202L201 160H203ZM210 158H211V157H210ZM210 158H208V160H209ZM221 158H222V157H221ZM21 159H23V158H21ZM30 159H31V157H30ZM34 159H35V156H34ZM49 159H50V158H49ZM54 159H55V158L53 157L52 160H54ZM56 159H57V158H56ZM59 159H61V157H60ZM59 159H58V160H59ZM62 159H64V157H62ZM93 159H94V158H93ZM93 159H92V160H93ZM96 159H97V158H95V160H96ZM23 160H24L23 163H25L26 160H25V159H23ZM38 160H39V159H38ZM44 160H45V159H44ZM44 160L42 159L41 161L43 162ZM71 160H72V159H71ZM95 160H94V161H95ZM204 160H205V159H204ZM208 160H207L206 162H208ZM30 161H31V160H30ZM32 161H33V158H32ZM54 161H55V160H54ZM54 161H53L52 163H54ZM56 161H57V160H56ZM56 161H55V162H56ZM74 161H75V160H74ZM96 161H97V160H96ZM96 161H95V162H96ZM126 161H128V160H126ZM226 161H227V163H226ZM10 162H12V161H10ZM44 162H45V161H44ZM59 162H60V161H59ZM72 162H73V161H72ZM75 162H76V161H75ZM202 162H204V161H202ZM206 162H205V163H206ZM260 162H259V163H260ZM21 163H22V162H21ZM31 163H33V162H31ZM37 163H38V162H37ZM45 163H46V162H45ZM45 163H44V164H45ZM50 163H51V162H50ZM62 163H63V162H62V160H61V164H62ZM92 163H93V162H92ZM96 163H97V162H96ZM225 163H226V164H225ZM259 163H258V165H259ZM19 164H20V162H19ZM19 164H18V165H19ZM40 164H41V162H40ZM201 164H202V163H201ZM256 164H257V162H256ZM32 165H33V164H32ZM41 165H43V164H41ZM46 165H47V164H46ZM48 165H49V163H48ZM48 165H47V166H48ZM53 165H54V164H53ZM55 165H56V164H55ZM72 165H73V163H72ZM134 165H135V164H134ZM13 166H14V165H13ZM23 166H24V165H23ZM38 166H39V164H38ZM38 166H37V167H38ZM50 166H51V164H50ZM57 166H58V164H57ZM61 166H62V165H61ZM132 166H133V165H132ZM202 166H203V164H202ZM204 166H205V165H204ZM16 167H17V166H16ZM34 167H35V165H34ZM53 167H54V166H52V172H53V170H54ZM55 167H56V166H55ZM59 167H60V166H59ZM89 167H92V166H89ZM136 167H137V166H136ZM136 167H135V168H136ZM13 168H14V167H13ZM19 168H20V167H19ZM23 168H24V167H23ZM40 168L42 169V166H41ZM70 168H71V167H70ZM204 168H205V167H204ZM204 168H203V169H204ZM15 169H16V168H15ZM28 169H30V167H29ZM35 169H36V167H35ZM41 169H40L39 171H41ZM61 169H62V168H60V170H59V168H58L59 171H61ZM88 169H89V168H88ZM191 169H192V168H191ZM198 169H200V168H198ZM198 169H196V170H198ZM203 169H202V171H203ZM4 170H6V169H4ZM20 170H22V167H21ZM30 170H31V169H30ZM33 170H34V169H33ZM42 170H44V169H42ZM46 170H47V169H46ZM50 170H51V169H50ZM58 170H57V171H58ZM90 170H91V169H90ZM90 170H89V171H90ZM137 170H139V169H137ZM2 171H3V170H2ZM9 171H10V170L8 169V172H9ZM11 171H14V170H11ZM11 171H10V172H11ZM18 171H19V170H18ZM24 171H26V170L24 169ZM27 171H28V170H27ZM39 171H38V172H39ZM59 171H58V174L60 173ZM72 171H73V172H76V170H71V172H72ZM199 171H200V170H199ZM14 172H15V171H14ZM16 172H17V171H16ZM31 172H32V171H31ZM44 172H45V171H44ZM52 172H51V173H52ZM73 172H72V174H73ZM86 172H87V170H86ZM203 172H204V171H203ZM203 172H202V173H203ZM209 172H210V171H209ZM212 172H211V174H212ZM5 173H6V172H5ZM18 173H19V172H18ZM40 173H41V172H40ZM46 173H47V171H46ZM49 173H50V172H49ZM54 173H55V172H54ZM54 173H53V174H54ZM66 173H67V175H68L69 177H72V178H73L74 175L76 176V178H77V177L79 178V177L81 176V175H80V176H77L76 173H75L73 176H70V175L68 174V172H66ZM195 173H198V172H195ZM204 173H205V172H204ZM207 173H208V172H207ZM11 174H12V172H11ZM36 174H38V173H36ZM58 174H57V175H58ZM61 174H62V172H61ZM87 174H88V173H87ZM14 175H15V173H14ZM18 175L20 176V174H18ZM26 175H27V172H26ZM28 175H29V173H28ZM40 175H41V174H40ZM40 175H38V176H40ZM78 175H79V174H78ZM193 175H194V174H193ZM195 175H197V174H195ZM199 175H200V173H199ZM4 176L7 177L6 175H4ZM12 176H13V175H12ZM16 176H17V175H16ZM30 176H31V174H30ZM63 176H66V175H63ZM188 176H189V175H188ZM188 176H187V177H188ZM237 176H238V175H237ZM255 176H256V175H255ZM261 176H260V178H261ZM26 177H27V176H26ZM50 177H52V176L50 175ZM54 177L57 179V178H60V175H58V177H57V176H54ZM69 177H68V178H69ZM83 177H84V176H83ZM83 177H82V178H83ZM193 177H194V176H193ZM193 177H192V178H193ZM252 177H254V176H252ZM10 178H11V177H10ZM10 178H9V179H10ZM15 178H16V177H14V179H15ZM18 178H19V177H18ZM20 178H21V177H20ZM40 178H42V177H40ZM61 178H63V177H61ZM61 178L58 179V180L60 181ZM74 178H75V177H74ZM74 178H73V179H74ZM80 178H81V177H80ZM85 178H86V177H85ZM133 178H134V177H133ZM196 178H198V175H197ZM196 178H195L194 180H196ZM207 178H208V177H207ZM9 179H8V180H9ZM14 179H13V182H14ZM47 179H48V178H47ZM64 179H66V178H64ZM64 179H63V180H64ZM186 179H187V178H186ZM188 179H190V178H188ZM188 179H187V180H188ZM198 179H199V178H198ZM21 180H22V178L20 179V181H17V182L20 183V182L24 181V180H22V181H21ZM25 180H26V179H25ZM53 180H55V179H53ZM71 180H72V179H71ZM71 180H70V182H71ZM76 180H77V179H76ZM184 180H185V179H184ZM192 180H193V179H192ZM248 180H251V177L248 178ZM15 181H16V180H15ZM29 181H30V180H29ZM34 181H35V180H34ZM66 181H67V182H65V180H64V182L67 184V183L69 182V179L66 180ZM130 181H131V180H130ZM260 181H261V180H260ZM24 182H25V181H24ZM24 182H23V184H24ZM38 182H39V180H38ZM40 182H41V180H40ZM51 182H52V180H51ZM53 182H54V181H53ZM57 182H58V181H57ZM60 182H61V181H60ZM64 182H63V183H64ZM72 182H74V181H72ZM127 182H128V180H127ZM135 182H136V180H135ZM185 182H186V181H185ZM189 182H192V181H189ZM189 182H187V183L189 184ZM263 182H264V181H263ZM3 183H4V181L1 182L0 185H2ZM36 183H37V182H36ZM36 183H35V184H36ZM43 183H44V182H43ZM65 183H64V185H65ZM140 183H141V182H140ZM193 183H194V182H193ZM14 184H15V183H14ZM54 184H55V183H54ZM54 184H53V185H54ZM61 184H62V183H61ZM69 184H70V183H69ZM74 184H76V181L74 182ZM134 184H135V183H134ZM137 184H138V183H137ZM211 184H212V183H211ZM9 185H11V184H9ZM15 185H16V184H15ZM15 185H13V186H15ZM26 185H27V184H26ZM28 185H29V184H28ZM53 185H52V186H53ZM214 185H215V184H214ZM7 186H8V184H7ZM20 186H21V185H20ZM24 186H25V184H24ZM39 186H41V184H39ZM39 186H38V187H39ZM65 186H66V185H65ZM0 187H1V186H0ZM15 187H16V186H15ZM27 187H28V186H27ZM69 187H70V186H69ZM182 187H183V186H182ZM186 187H187V186H186ZM194 187H195V186H194ZM210 187H211V186H210ZM250 187H251V186H250ZM18 188H19V186H17V189H18ZM54 188H56V187H54ZM3 189H4V188H3ZM6 189H7V188H6ZM17 189H16V190H17ZM19 189L21 190V188H19ZM19 189H18V190H19ZM27 189H28V188H27ZM68 189H69V188H68ZM77 189H78V188H77ZM187 189H188V188H187ZM219 189H220V188H219ZM20 190H19V191H20ZM23 190H25V188H24ZM184 190H186V189H184ZM188 190H190V187H189ZM188 190H187V191H188ZM39 191H42V190L39 189ZM126 191H127V190H126ZM130 191H131V190H130ZM214 191H215V190H214ZM4 192H5V191H4ZM21 192H23V191H21ZM42 192H43V191H42ZM51 192H52V191H51ZM56 192H57V191H56ZM188 192H190V191H188ZM195 192H196V191H195ZM198 192H199V191H198ZM198 192H197V193H198ZM60 193H62V192H60ZM124 193H125V192H124ZM214 193H215V192H214ZM217 193H218V192H217ZM38 194L40 195V192H39ZM51 194H52V193H51ZM211 194H210V195H211ZM21 195H22V194H21ZM45 195H46V194H45ZM54 195H55V194H54ZM77 195H79V194H77ZM77 195H76V196H77ZM210 195H209V197H210ZM214 195H215V196H214ZM26 196H28V195H26ZM51 196H52V195H51ZM56 196H57V195H56ZM62 196H64V195H62ZM80 196H81V195H80ZM22 197H23V196H22ZM44 197H45V196H44ZM53 197H54V196H53ZM209 197H208V198H209ZM224 197H225V199H224ZM240 197H241V196H240ZM45 198H46V197H45ZM50 198H51V197H50ZM55 198H56V197H55ZM57 198H58V197H57ZM62 198H63V197H62ZM128 198H129V197H128ZM222 198H223V199H222ZM226 198H227V199H226ZM255 198H256V199H255V200H256L255 202H256V204L258 205V207L260 208L259 212H260V215L262 216V220H261L260 224L258 223L259 225L257 226V228H256L254 231L251 232V235L254 236V237H256V239L254 238V239H255L254 242H256V244H258V245L261 246V247H264V198L262 197L261 194H260L259 196L255 197ZM20 199H21V198H20ZM30 199H31V198H30ZM47 199H49V198H47ZM51 199H52V198H51ZM51 199H50V201H49V200H48V201H49V203H52V204L54 205V203L52 202V201H54V200H53L54 198L52 199V201H51ZM76 199H77V198H76ZM76 199H75V200H76ZM80 199H82V198H80ZM211 199H212V197H211ZM211 199H210V200H211ZM18 200H19V199H18ZM27 200H28V199H27ZM61 200H62V199H61ZM210 200H209V201H210ZM212 200H213V199H212ZM20 201H21V202H20V205H21V204H22V200H20ZM40 201H41V200H40ZM56 201H57V200H56ZM77 201H79V199H77ZM139 201H141V200L139 199ZM207 201H208V199H207ZM209 201H208V202H209ZM241 201H242V200H241ZM241 201H240V202H241ZM54 202H55V201H54ZM114 202H115V201H114ZM217 202H218V203L221 202L222 204L219 203V205H218ZM55 203H56V202H55ZM57 203H58V202H57ZM57 203H56V205H57ZM62 203H64V202H62ZM115 203H116V202H115ZM136 203H137V202H136ZM140 203H142V202H140ZM32 204H34V203H32ZM52 204H51V205H52ZM122 204H123V203H122ZM133 204H135V203H133ZM133 204H132V205H133ZM202 204H203V203H202ZM209 204H211V201L209 202ZM7 205H8V204H7ZM10 205H11V203H10ZM10 205H9V206H10ZM20 205H19V206H20ZM35 205H36V203H35ZM37 205H38V204H37ZM51 205H50V206H51ZM56 205H54V206L57 207L58 205H57V206H56ZM115 205H116V204H115ZM128 205H130V204H127V206H128ZM139 205H140V204H139ZM139 205H138V206H139ZM61 206H64V205L62 204ZM211 206H212V205H211ZM10 207H11V206H10ZM34 207H35V206H34ZM36 207H37V206H36ZM59 207H60V206H59ZM112 207H113V206H112ZM135 207H136V206H134V209H135ZM139 207H140V206H139ZM212 207H213V206H212ZM48 208L50 209V207H48ZM52 208H53V206H52ZM52 208H51V211L53 212V209H52ZM124 208H125V207H124ZM209 208H210V207H209ZM19 209H20V208H19ZM35 209H36V208H35ZM54 209H55V208H54ZM61 209H62V208H61ZM126 209H127V208H126ZM210 209H211V208H210ZM7 210H8V209H7ZM37 210H38V209H36V212H37ZM136 210H138L137 207H136ZM142 210H143V208H142ZM142 210H141V212L143 213ZM145 210H146V209H145ZM213 210H214V209H213ZM213 210H212V211H213ZM24 211H25V210H24ZM62 211H63V210H61V212H62ZM122 211H123V210H122ZM126 211H128V210H126ZM215 211H213V212H215ZM19 212H20V211H19ZM25 212H26V211H25ZM27 212H29V210H28ZM38 212H40V211H38ZM61 212H60V214H61ZM117 212H118V211H117ZM130 212H131V211H130ZM145 212H146V211H145ZM218 212L216 211L217 214H218ZM9 213H10V212H9ZM126 213H127V212H126ZM139 213H140V209H139V212H138V215H139V218H140V214H141V213H140V214H139ZM17 214H18V213H17ZM19 214H20V213H19ZM26 214H27V213H26ZM64 214H65V213L62 214V215H63V218H61L62 220H63V219H64V220L66 219V218H64ZM10 215H12V214H10ZM21 215H23V214L21 213L20 216H21ZM24 215H25V214H24ZM35 215H36V214H35ZM56 215H59V213L57 212ZM122 215H124V213H122ZM125 215H126V214H125ZM125 215H124V216H125ZM133 215H134V214H133ZM133 215H132V216H133ZM142 215H143V214H142ZM142 215H141V216H142ZM211 215H212V214H211ZM213 215H214V213H213ZM213 215H212V216H213ZM12 216H14V215H12ZM38 216H39V215H38ZM128 216H129V215H128ZM128 216H126V217L128 218ZM212 216H211V217H212ZM214 216H216V215H214ZM7 217H8V216H7ZM21 217H22V216H21ZM25 217H26V216H25ZM29 217H30V216H29ZM34 217H35V216H34ZM34 217H33V218H34ZM67 217H68V216H67ZM12 218H14V217H12ZM56 218H57V216H56ZM119 218H120V216H119ZM149 218H150V217H149ZM212 218L214 219V217H212ZM212 218H211V219H212ZM15 219H16V218H15ZM27 219H28V218H27ZM29 219H30V218H29ZM34 219H37V218L35 217ZM57 219H60V217L57 218ZM69 219H70V218H69ZM124 219H125V218H124ZM131 219H132V218H131ZM142 219H143V218H142ZM244 219H245V218H244ZM260 219H261V218H260ZM31 220H32V219H31ZM64 220H63V221H64ZM125 220H126V219H125ZM129 220H130V219H129ZM143 220H144V219H143ZM27 221H28V220H26V222H27ZM44 221H45V220H44ZM57 221H58V220H57ZM60 221H61V220H60ZM63 221H62V222H63ZM119 221H122L121 223H123V220H120V219H119L118 222H119ZM133 221H134V220H133ZM216 221H217V220H216ZM28 222H29V221H28ZM42 222H43V221H42ZM65 222H66V220H65L63 223H65ZM127 222H128V219H127ZM207 222H208V221H207ZM30 223H31V222H30ZM30 223H29V224H30ZM43 223H44V222H43ZM63 223H62V224H63ZM22 224H23V223H22ZM25 224H26V223H25ZM48 224H49V223H48ZM62 224H59V226H61ZM70 224H71V223H70ZM136 224H137V223H136ZM138 224H139V223H138ZM143 224H144V223H143ZM145 224H146V223H145ZM145 224H144V225H145ZM31 225H32V223H31ZM33 225L36 226V224H33ZM68 225H69V224H68ZM68 225H66L65 227H67ZM134 225H135V224H134ZM26 226H27V227H26ZM26 226L24 225V227H26V229H27L28 227H32V226H30V225L28 226V223H27ZM35 226H33V227L35 228ZM55 226H56V225H55ZM62 226H63V225H62ZM77 226H78V224H77ZM125 226H126V225H125ZM125 226H124V227H125ZM140 226H141V223H140ZM142 226H143V225H142ZM146 226H147V225H146ZM146 226H145V227H146ZM119 227H120V226H119ZM132 227H133V225H132ZM45 228H46V227H45ZM49 228H50V227H49ZM63 228H64V227H63ZM67 228H68V227H67ZM67 228H65V230H66ZM76 228H77V227H76ZM141 228H142V227H141ZM32 229H33V228H32ZM32 229L30 228V230H31L30 232H32L31 235H33L34 233L36 234L35 231H37V230H36L37 227L35 228L34 231H32ZM58 229H59V227H58ZM126 229H127V228H126ZM131 229H132V228H131ZM27 230H28V229H27ZM45 230H46V229H45ZM61 230H62V231H61ZM61 230H57V232L59 233V231H60V232H62L61 235H62V234L65 235V234H64L65 231H63V229H61ZM121 230H122V228H121ZM121 230H120V232H121ZM123 230H124V229H123ZM140 230H141V229H140ZM47 231H48V230H47ZM49 231H50V230H49ZM51 231H52V230H51ZM70 231H71V230H70ZM70 231H68L67 233H69ZM135 231H136V230H135ZM30 232H28L29 235H30ZM33 232H34V233H33ZM63 232H64V233H63ZM122 232H123V231H122ZM131 232H133V230H131ZM52 233H53V232H52ZM123 233H124V232H123ZM123 233L120 234V235H123ZM143 233H145V231H144ZM35 234H34V236H35ZM44 234H45V233H44ZM48 234H50V232H49ZM53 234H54V236L49 235V237L52 236L51 239H52L53 237H56L55 235H56L57 233H56V234L53 233ZM69 234H70V233H69ZM69 234H67V237H68ZM129 234H130V233H129ZM31 235H30V236H31ZM58 235L61 236L60 234H58ZM132 235L134 236V234H132ZM36 236H37V235H36ZM36 236H35V237H36ZM47 236H48V235H47ZM47 236H46L45 238H47ZM69 236H70V235H69ZM118 236H119V234H118ZM143 236H144V235H143ZM225 236H226V234H225ZM228 236H229V235H227V237H228ZM32 237H33V236H32ZM43 237H44V235H43ZM65 237H66V236H65ZM123 237H124V236H123ZM144 237H145V236H144ZM249 237H250V236H249ZM45 238H44V240H45ZM58 238H59V237H58ZM61 238H62V237H61ZM68 238H69V237H68ZM72 238H73V237H72ZM72 238L69 239V240H72V241H73ZM125 238H126V237H125ZM130 238H131V237H130ZM138 238H140V236H138ZM228 238H229V237H228ZM228 238H227V239H228ZM233 238L230 239V240H231V241L233 240V242H234L235 240H234ZM33 239H34V238H33ZM47 239H48V238H47ZM51 239H49L50 242H51ZM119 239H120V238H119ZM119 239H118V241H119ZM121 239H122V238H121ZM143 239H144V238H143ZM247 239H248V238H246V240H247ZM35 240H36V239H35ZM40 240H41V239H40ZM44 240H42L43 243H45L44 246H46V248H47V247H49L48 244H50V247H51L52 243H48L49 240H48V242H47L46 240H45V241H46V242H45ZM58 240H59V239H58ZM122 240H123V239H122ZM129 240H130V239H129ZM141 240H142V239H141ZM141 240H139V241H141ZM145 240H146V239H145ZM230 240H229L228 243L226 242L228 245H232V243H230ZM243 240H242V241H243ZM249 240H250V239H249ZM252 240H253V239H252ZM37 241H38V239H37ZM37 241H36V243H37ZM52 241H54V240L52 239ZM55 241H56V240H55ZM61 241H62V240H61ZM143 241H144V240H143ZM242 241H241V242H242ZM119 242H120V241H119ZM119 242H118V243H119ZM146 242L148 243L147 240H146ZM245 242H246V241H245ZM250 242H251V241H250ZM250 242H249V243H250ZM39 243L41 244V241H40ZM43 243H42V244H43ZM47 243H48V244H47ZM58 243H59V242H58ZM100 243H101V242H100ZM127 243H128V242H127ZM133 243H135V242H133ZM147 243L144 242V247H145V244H147ZM249 243H248V246L250 247ZM42 244H41V245H42ZM69 244H71V243L69 242ZM135 244H137V243H135ZM135 244H134V245H135ZM236 244L238 245V243H236ZM240 244H241V243H240ZM240 244H239V245H240ZM41 245H40V247H41ZM56 245H57V244H56ZM56 245H55V246H56ZM58 245H59V244H58ZM58 245H57V247H58ZM72 245H73V244H72ZM72 245H71V248H72ZM128 245H131V248H132V245H133V244H132V242H130ZM140 245H142V244L140 243L138 246H140ZM233 245H234V244H233ZM251 245H252V244H251ZM35 246H36V244H35ZM74 246H75V245H74ZM119 246H121V245H119ZM252 246H253V245H252ZM50 247H49V248H50ZM59 247H60V245H59ZM102 247H103V246H102ZM127 247H128V246H127ZM129 247H130V246H129ZM129 247H128V248H129ZM133 247L135 248L136 246H133ZM142 247H143V246H142ZM226 247H227V246H226ZM229 247H230V246H228V249H230ZM253 247H254V246H253ZM42 248H43V245H42ZM44 248H45V247H44ZM49 248H48V249H49ZM128 248H127V249H128ZM134 248H133V249H134ZM239 248H240V247L233 248V246H232V249H235V250L229 252L228 254H229L232 258H237V257H239V256H237V255L241 254V255H242V258H243V259H241V260H243V261H245V262H246V261H251V260H253V259L257 260L255 257H253L254 255L251 256V255L249 254V253L252 254V252H248V253H246L247 255L249 254V257H246V256L243 255V253H242V252H243L242 249H239ZM241 248H242V247H241ZM56 249H57V248H56ZM56 249H55V250H56ZM133 249H130V250H133ZM135 249H136V248H135ZM135 249H134V250H135ZM226 249H227V248H226ZM228 249H227V250H228ZM244 249H245V248H244ZM250 249H251V248H250ZM263 249H264V248H263ZM55 250H54L53 252H56ZM58 250H60V248H58ZM58 250H57V251H58ZM137 250H138V248H137ZM142 250H143V248H142ZM224 250H225V249H224ZM128 251H129V250H128ZM201 251H204V250H201ZM228 251H229V250H228ZM228 251H227V252H228ZM240 251H241V252H240ZM247 251H248V250H247ZM253 251H254V250H253ZM73 252H74V251H73ZM133 252H134V251H133ZM244 252H246V251L244 250ZM111 253H112V252H111ZM135 253H136V252H135ZM191 253H192V252H191ZM193 253H195V252H193ZM193 253H192V254H193ZM258 253H259V252H258ZM34 254H35V253H34ZM38 254H39V253H38ZM40 254H41V253H40ZM42 254H43V253H42ZM42 254H41V255H42ZM45 254H46V253H45ZM133 254H134V253H133ZM139 254H140V253H139ZM139 254H137V255H139ZM198 254H199V253H198ZM204 254H205V253H204ZM204 254H202V256H204ZM212 254H213V253H212ZM35 255H36V254H35ZM35 255H34V257L37 256V255H36V256H35ZM41 255H39V257H40ZM43 255H44V254H43ZM47 255H48V254H47ZM54 255H55V254H54ZM130 255H131V254H130ZM224 255H225V254H224ZM263 255H264V253H263ZM263 255H262V256H263ZM58 256H61V255H58ZM86 256H87V255H86ZM132 256H133V255H132ZM134 256H135V255H134ZM190 256H192V255H190ZM196 256H197V255H196ZM215 256H216V254H215ZM235 256H237V257H235ZM262 256H261V257H262ZM12 257H13V256H12ZM39 257L37 258V260L39 259ZM45 257H46V256H43V260H42V262L45 263V264H49L51 261H49V263H46L47 261H44V259L46 260L47 257H46V258H45ZM55 257H56V256H55ZM109 257H110V256H109ZM136 257H137V256H136ZM146 257H147V255H146ZM211 257L213 258V256H211ZM217 257H218V256H217ZM231 257H230V259H231ZM137 258H138V257H137ZM190 258H191V257H190ZM203 258H206V257H203ZM220 258H221V257H220ZM215 259H216V258H215ZM217 259H218V258H217ZM224 259H225V258H224ZM263 259H264V258H263ZM50 260H53V259L51 258ZM87 260H88V259H87ZM103 260H104V259H103ZM148 260H151V259H148ZM190 260H192V259H189V261H190ZM197 260H198V259H197ZM205 260H207V259H204V262L206 263ZM211 260H213V259H211ZM235 260H236V259H235ZM33 261H34V260H33ZM38 261H39V260H38ZM38 261H37V262H38ZM53 261H54V260H53ZM84 261H85V260H84ZM136 261H138V260H136ZM151 261H152V260H151ZM189 261H187V262H189ZM214 261H215V260H213L212 262H213V263H216V261H215V262H214ZM219 261H220V260H218V262H219ZM233 261H234V259H233ZM263 261H264V260H263ZM35 262H36V261H35ZM39 262L41 263V261H39ZM110 262H112V261H110ZM152 262H153V261H152ZM187 262H186V263H187ZM197 262L199 263V261H197ZM197 262H196V263H197ZM204 262H203V263H204ZM218 262H217V263H218ZM234 262H235V261H234ZM234 262H233V263H234ZM241 262H242V261H241ZM54 263H55V262H54ZM56 263L59 264L58 262H56ZM56 263H55V264H56ZM112 263H113V262H112ZM126 263H127V262H126ZM143 263H144V262H143ZM190 263H191V262H189V264H190ZM217 263H216V264H217ZM251 263H252V262H251ZM251 263H250V264H251ZM0 264H13V261H12V259H11V257H10V251H9V249H8V243H7V241H5V239L3 238V236L1 235V233H0ZM36 264H38V263H36ZM41 264H42V263H41ZM97 264H99V263L97 262ZM128 264H129V263H128ZM192 264H193V262H192ZM194 264H195V263H194ZM200 264H201V263H200ZM222 264H223V263H222ZM236 264H237V262H236ZM238 264H239V263H238ZM247 264H249V263L247 262ZM252 264H253V263H252ZM257 264H258V263H257ZM261 264H262V262H261ZM263 264H264V263H263Z\"/></svg>",
    "mask_w": 264,
    "mask_h": 264
}]
</instances>
